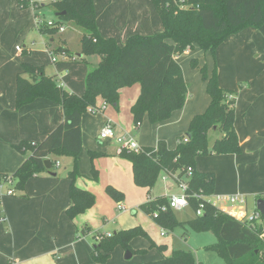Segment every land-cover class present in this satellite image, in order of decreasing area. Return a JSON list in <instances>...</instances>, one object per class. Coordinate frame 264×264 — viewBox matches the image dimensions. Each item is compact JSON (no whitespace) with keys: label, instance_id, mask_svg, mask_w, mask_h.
<instances>
[{"label":"crops","instance_id":"1","mask_svg":"<svg viewBox=\"0 0 264 264\" xmlns=\"http://www.w3.org/2000/svg\"><path fill=\"white\" fill-rule=\"evenodd\" d=\"M94 2L101 35L114 38L121 46L134 34L152 35L164 29L152 0ZM42 7L39 12L33 7L21 8L18 0H0L1 173L15 172L26 159L14 145L23 140L41 141L64 121L63 106L46 98H38L17 108L16 78L21 65L24 62L39 64L34 57L19 56L21 51L17 46L22 45L27 50L30 42L36 43L34 38L41 37L46 64H52L47 73L56 76L63 87L79 95L86 90L88 73L100 62L98 55L89 56L82 62L80 58L83 54H77L79 59L74 57L72 62L62 61L63 57L56 56L55 50L50 48L55 38L49 39L53 34L41 29L37 14L44 23L49 20L57 22L58 16L53 11L54 16L47 18L49 8L46 4ZM70 25L72 23L64 24L63 34H67L66 28ZM80 34L82 37V31ZM63 49V52H68L65 53L66 56L71 54L68 49ZM183 55L177 56L176 60L190 84V96L185 106L173 112L168 120L151 123L148 114H145L140 127L136 126L131 108L141 93L139 83L120 90L117 106L105 105V101L99 98L97 105L105 106L103 111L93 113L87 110L83 114V146L79 161L81 176L77 178L76 184L96 195L93 207L74 219L66 214V209L72 204L71 180L67 174L73 163L71 156L59 158L58 167L66 166V170L57 172L58 175L43 172L27 181L23 193H2L0 212L5 220L0 222V264H100L94 262L91 256L94 233H112L114 228L116 231L117 228L127 229L136 225H141L157 245L164 244L166 249L161 251L157 247H151L147 238L136 237L131 241L133 249H146L145 253H134L131 258H126L127 251L120 246L117 260L104 264L147 262L164 258L171 255L173 250L181 249L175 243V247L170 245L172 241L168 232L163 235V228L159 231L144 214L138 213L134 218L128 213L127 207L144 202L147 193L145 195L134 184L132 163L118 153L116 140H102L99 134L105 124L110 122L115 126L117 135L130 134L141 146H155L159 140H164L169 148L174 149L179 139L188 131L191 119L204 112L211 102L200 70L191 66L192 58H196L199 65H207L210 70L217 65L219 84L238 92L235 127L242 148L239 154L199 156L196 168L215 174L214 194H243L247 202L253 201L257 208V196L264 194V25L259 28L249 27L229 36L217 48L215 56L199 46L188 49ZM53 56H56L55 61ZM221 136L222 133L217 129L211 130L210 145ZM91 152L95 153L93 157ZM94 169L98 172L97 179L92 178ZM161 179V185L154 186V196L168 197L181 192L176 175L163 172L157 180ZM108 185L123 192L122 202L107 193ZM133 194L136 196L133 197ZM119 203L124 205V209L118 208ZM248 208L247 204L249 212ZM86 225L91 229L90 233L76 238L77 232ZM111 227L112 230L107 229ZM199 238L200 248L204 250L197 251V263L222 264L214 256L204 253L205 250L215 252L206 247L217 242L216 235L203 231Z\"/></svg>","mask_w":264,"mask_h":264},{"label":"trees","instance_id":"2","mask_svg":"<svg viewBox=\"0 0 264 264\" xmlns=\"http://www.w3.org/2000/svg\"><path fill=\"white\" fill-rule=\"evenodd\" d=\"M164 29L152 35L134 34L121 46L114 38L101 35L94 0H56L47 3L56 13L57 24L72 23L82 31L81 46L83 55L98 54L101 61L86 77V90L79 95L67 90L54 75L45 73V66L28 62L21 65L17 74L16 106L21 108L38 98H46L63 106L64 121L53 129L43 140H23L14 148L26 159L13 173L0 172L1 184L15 193H23L27 181L43 172L57 174V162L61 156H71L73 163L68 171L71 180L70 195L72 204L66 209L69 218L74 219L94 206L96 195L80 188L76 180L79 171L80 152L83 146L82 116L87 110L101 109L98 99L106 104L117 106L120 90L136 83L141 85V93L132 106L136 126L148 114L151 123L168 120L173 112L182 109L190 96V84L184 76L183 68L176 60L188 49L199 46L203 51L216 54L217 48L231 35L253 27L264 25V0H152ZM21 8L31 7L30 0H18ZM43 4L39 6L41 8ZM38 8V9H39ZM38 15V14H37ZM43 31L54 34L58 26L46 23ZM172 40V42H169ZM65 53H68L67 51ZM193 68H199L206 81V90L211 97L207 109L196 114L190 121L189 129L179 139L174 149L164 140L155 146H142L140 150H125L121 156L133 166L134 181L137 185L152 189L159 176L165 172L176 175L188 184L187 195L190 206L196 212L204 203L203 214L187 221H178L169 198L156 197L141 205L162 227L174 230L184 229L186 237L190 230L213 232L217 242L207 246L224 259L226 264H264V223L255 227L219 211L201 196L214 193L216 176L213 172H203L196 168L199 156L239 154L242 152L235 127L236 100L238 92L219 84L218 67L211 70L207 65L199 66L196 58L191 61ZM217 129L222 136L209 143V132ZM188 138L185 142L184 139ZM91 152V156H94ZM52 161V169H47L45 161ZM189 169H192L190 172ZM92 178H98L93 170ZM107 193L117 201L124 198L122 191L112 185ZM0 188V203L2 197ZM264 194L257 196V200ZM168 205V208H164ZM264 220V215H262ZM89 226L77 232L76 238L90 233ZM96 243L91 253L96 263H106L116 246L126 251L145 253L146 249L134 250L131 241L136 237L147 238L151 247L164 251L166 245H157L147 231L136 225L119 229L112 233H94ZM135 264H198L191 249H175L171 255L161 259Z\"/></svg>","mask_w":264,"mask_h":264},{"label":"rangeland","instance_id":"3","mask_svg":"<svg viewBox=\"0 0 264 264\" xmlns=\"http://www.w3.org/2000/svg\"><path fill=\"white\" fill-rule=\"evenodd\" d=\"M45 4H47V3H45ZM42 8L43 7L39 8L37 10L40 12V10ZM48 8L49 9L47 11L48 12L47 13L48 14L47 18H49L51 16H54L53 11H55L51 6H48ZM66 30H68L67 31V34H63V32L60 33V34H58V33L56 34L55 33V34H53V36H49L48 38L49 39L52 38V37L55 38V42H52L50 44V48L53 49V51L55 50L54 51L55 52V55L56 56L63 57L62 58V61L72 62V60H74L73 59L74 57H76V59L79 57L77 54H83V50H82V46H81V41H80V38H81L80 31L81 30L79 28H77L73 24L70 25L68 28H66ZM34 40L36 41V43L30 42L28 44L29 48L33 45L31 47L32 53H31V50L29 48L27 50H25V48L22 45H19V46H21V48L23 47L22 48L23 50H21V52L18 53V55L21 56V57H23V56H31V57H34L35 60L39 63V64H36V65H45L47 63V60H46V58H45V56L43 54V50H45L44 43L42 42L41 37L34 38ZM48 42L50 43V41H48ZM63 47L65 49H68V51L71 53L69 56H65L63 54V51H64ZM92 55H98V54H92ZM92 55H89V56H92ZM89 56L88 55L87 56L86 55H83V57L80 58L81 59L80 62L85 61ZM98 56H100V55H98ZM183 56L186 57L185 55H183ZM187 58H188V56H187ZM189 59H190V57H189ZM100 61H101V56H100ZM33 64H35V63H33ZM198 64H199V61H198ZM46 65L47 66H45V68H46V72L45 73L47 75H50L47 72H48V68L52 67V64L48 63ZM203 65H205V64H203ZM203 65H199V66H203ZM65 168H66V166H62L61 168L56 167V172L61 173V172H63V171L66 170ZM13 173L14 172H9V175L12 176ZM160 182H162V179L161 180H157L156 185H159L160 186L161 185ZM134 184L136 185L137 188L142 189L145 192V195L147 193V195L145 196V199L146 200L144 199L145 201L142 202V203H139L137 206H133V207H129L128 206L127 207L128 208V213L131 216H133L134 218L138 216V213L139 214H144L147 218H149V220L160 231V229H162L163 227L150 214H148L147 212H145L141 208V205L142 204L146 203L147 201H149L151 199L156 198V196H154L155 195L154 187L149 190L148 187H143V186L137 185L135 183V181H134ZM149 195H152V196L150 197ZM135 196H136V194H133V197H135ZM118 202H122V201H118ZM247 204L249 206V208H248L249 209V212L248 213H252L256 209L255 206H254L255 203L250 200L249 203L247 202ZM164 208H168V205H166V207H164ZM244 208H245L244 206H241L240 209H244ZM173 212H174V215H175V217L177 218L178 221H187V220H190V219H193V218L196 217V212L194 211V209L191 206H187V207H185L184 209H181V210H173ZM118 215H120V212H118ZM107 229H111L112 230L113 227L107 228ZM119 229H121V228H117L116 231L119 230ZM113 231H115V228H114ZM166 231L168 232L167 235L170 236V239L172 241V243H170V245L173 244V243H175V245L178 248L191 249L192 251L195 252L196 257H198L197 256V251L202 249V248H200V244H199L200 243V238H199L200 232L190 230L189 233H188V235L185 237L184 234H183L184 229L182 227H177L174 230H167L166 229ZM93 241H94V244H95L97 240H95V238H94ZM175 245L173 244L172 246L175 247ZM119 247H120V245L115 247V249L111 253V257L108 260L109 262H110V260H112V262H115L117 260V252H118L117 250L119 249ZM203 250H201V251L203 252ZM204 253L210 254V255L214 256V258L216 260H219L220 263L224 264V259L222 257H220L218 254H216V252H210V251H206L205 250ZM136 254H141V253H136ZM209 263H214V262H210L209 261Z\"/></svg>","mask_w":264,"mask_h":264},{"label":"built area","instance_id":"4","mask_svg":"<svg viewBox=\"0 0 264 264\" xmlns=\"http://www.w3.org/2000/svg\"><path fill=\"white\" fill-rule=\"evenodd\" d=\"M56 0H30L31 7L33 9H38L41 4L45 3H51ZM37 22L38 25L41 27L44 23V20L37 15ZM46 24L50 27L58 26L59 31L63 32L65 30V27L63 24H57L54 20H49L46 22ZM17 49L19 51L23 50L21 46H17ZM63 54L66 56L65 52ZM54 55V53H53ZM53 60H56V56H53ZM105 106H102L101 109H95L91 110L93 113H99L103 111ZM141 123L137 124V127H140ZM100 138L102 140L105 139H115L118 143V153L121 154L125 150H140L142 146L138 143L136 138L130 134H124V135H117L115 126L108 122L105 124V126L101 129ZM185 142L188 141V138L184 139ZM57 167L59 166V162H57ZM191 172L192 169H189ZM171 175V174H169ZM177 181L179 183V187L181 189L180 193L172 194L168 196L169 198V207L173 210H181L184 209L187 206H190L189 197L186 193L188 184L185 180H179L177 178ZM10 184L9 182L1 184L0 188L2 189V192L8 195H14L15 191L10 188L6 187V185ZM202 198L206 199L208 203L212 204V206L216 207L219 211L227 213L231 215L232 217L236 218L237 220H240L252 228L256 226L258 223H264V220L262 219V213L257 208L252 212L248 213L246 206H247V199L243 194H211L209 196H201ZM241 206H244V209H240ZM203 207L204 203H201L199 208L196 211L197 215L203 214ZM119 209H124V205L122 203L118 204ZM5 220V216L0 212V222ZM167 231L163 229L162 234H166Z\"/></svg>","mask_w":264,"mask_h":264},{"label":"water","instance_id":"5","mask_svg":"<svg viewBox=\"0 0 264 264\" xmlns=\"http://www.w3.org/2000/svg\"><path fill=\"white\" fill-rule=\"evenodd\" d=\"M64 14H65V12L57 13V16L60 17ZM45 166L47 169H52V161L50 159H47L45 161ZM53 175H56V174L54 173ZM257 209L260 210L262 215H264V199L263 198H260L257 200ZM131 256H132V253L127 251L126 252V258H131Z\"/></svg>","mask_w":264,"mask_h":264}]
</instances>
